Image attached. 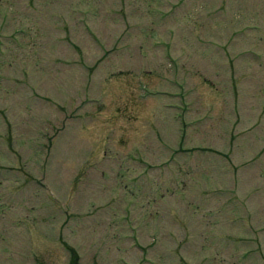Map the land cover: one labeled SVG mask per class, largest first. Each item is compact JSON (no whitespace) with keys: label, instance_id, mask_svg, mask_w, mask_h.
I'll return each mask as SVG.
<instances>
[{"label":"rangeland","instance_id":"374dc122","mask_svg":"<svg viewBox=\"0 0 264 264\" xmlns=\"http://www.w3.org/2000/svg\"><path fill=\"white\" fill-rule=\"evenodd\" d=\"M0 264H264V0H0Z\"/></svg>","mask_w":264,"mask_h":264}]
</instances>
